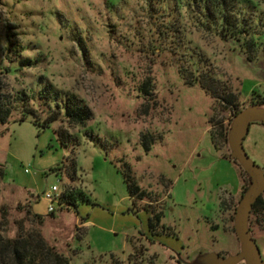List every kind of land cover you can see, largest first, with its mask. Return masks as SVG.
<instances>
[{
  "label": "rangeland",
  "instance_id": "rangeland-1",
  "mask_svg": "<svg viewBox=\"0 0 264 264\" xmlns=\"http://www.w3.org/2000/svg\"><path fill=\"white\" fill-rule=\"evenodd\" d=\"M225 29L244 38L225 41ZM46 86L53 96L39 99ZM0 101L2 238L39 237L67 264H214L241 252L234 221L252 177L229 135L238 114L264 111V0H0ZM70 101L91 119L65 118ZM27 110L57 121H19ZM242 146L264 174L261 122ZM127 167L145 194L134 206ZM52 186L85 201L49 216ZM259 200L247 228L264 262ZM145 207L163 211L164 235L150 234Z\"/></svg>",
  "mask_w": 264,
  "mask_h": 264
},
{
  "label": "trees",
  "instance_id": "trees-1",
  "mask_svg": "<svg viewBox=\"0 0 264 264\" xmlns=\"http://www.w3.org/2000/svg\"><path fill=\"white\" fill-rule=\"evenodd\" d=\"M222 38L225 41H233L236 43H240L241 39L244 38V33L239 31H229L227 29L223 30L222 32ZM257 43V41H253L251 44L253 45ZM242 50V45L239 46ZM242 52V51H241ZM246 53V51L242 52ZM26 63V62H23ZM148 83H144L142 85V92L147 93L148 90ZM53 96V93H51L50 88L48 86L44 87L40 93H39V99L43 100H49ZM226 103L232 104L233 100L229 98H224ZM8 113L9 110L5 108V104L3 101H0V124L4 125L8 121ZM35 113L32 110L24 111V113L21 116V119L19 121H23L26 116H32L34 117V125L43 128L49 127V125L55 121H57V118L55 114L49 115L44 121L40 124L38 121L35 120ZM65 118L70 120L73 123L81 124L85 121H88L91 119L90 112L85 108L83 104L80 102L74 103L73 101H70V103L67 104L66 110H65ZM57 140L61 143V145L66 146L67 143H69V135L64 131H55ZM214 139V138H213ZM70 166L66 168V173L71 172V174L74 177V163L73 161L70 162ZM127 172H123L124 181L127 185L128 194L132 202L137 197L138 200H143L145 197V194L143 191L140 190V188L135 185L134 182L130 180L129 174V168H126ZM59 171L61 169L56 168L54 171ZM3 170L0 169V180H3ZM73 179V178H72ZM77 201H85V198L83 197L82 192H75V193H69L62 191L61 196L58 203V209L67 207H73L76 209L77 207ZM261 201L259 198L256 200V202L253 204L251 211L254 212L256 209L260 206ZM135 205V202H133V206ZM28 211L29 207L27 206ZM135 209V207H134ZM145 210L150 214L149 220H148V229L152 236L154 237H160L164 235L163 233V227L160 225V221L163 218V211H160L158 213H154V211L150 210L148 207H145ZM3 214H6V211H2ZM54 213L49 214V216H53ZM152 215V216H151ZM37 219H41V216L34 215ZM160 228V230H158ZM162 230V231H161ZM39 238V237H38ZM37 237L33 238L32 236H29L28 238H24L22 236H16L15 238H2L1 236V226H0V261L5 258V260L8 261L9 264H67V261L60 255H57L53 253L49 249H45V245L42 240L38 239Z\"/></svg>",
  "mask_w": 264,
  "mask_h": 264
},
{
  "label": "water",
  "instance_id": "water-1",
  "mask_svg": "<svg viewBox=\"0 0 264 264\" xmlns=\"http://www.w3.org/2000/svg\"><path fill=\"white\" fill-rule=\"evenodd\" d=\"M255 121L261 122L264 125V111L260 109L259 105L250 107L238 114L229 135L232 159L252 177V186L243 197L234 221V230L241 244V252L231 259L217 258L214 264H236L241 260H245L246 264H264L260 259L258 250L247 228V221L251 208L264 192V174L260 168L249 159L242 146L251 123Z\"/></svg>",
  "mask_w": 264,
  "mask_h": 264
},
{
  "label": "built area",
  "instance_id": "built-area-1",
  "mask_svg": "<svg viewBox=\"0 0 264 264\" xmlns=\"http://www.w3.org/2000/svg\"><path fill=\"white\" fill-rule=\"evenodd\" d=\"M60 196L61 192L56 186H52L43 193L42 197L48 202L49 214L54 213L57 210Z\"/></svg>",
  "mask_w": 264,
  "mask_h": 264
},
{
  "label": "crops",
  "instance_id": "crops-1",
  "mask_svg": "<svg viewBox=\"0 0 264 264\" xmlns=\"http://www.w3.org/2000/svg\"><path fill=\"white\" fill-rule=\"evenodd\" d=\"M88 224V223H85V225Z\"/></svg>",
  "mask_w": 264,
  "mask_h": 264
}]
</instances>
